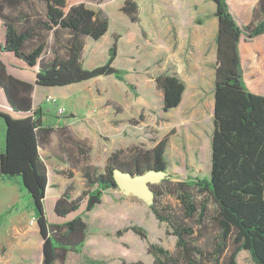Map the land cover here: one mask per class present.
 <instances>
[{
    "label": "trees",
    "instance_id": "trees-1",
    "mask_svg": "<svg viewBox=\"0 0 264 264\" xmlns=\"http://www.w3.org/2000/svg\"><path fill=\"white\" fill-rule=\"evenodd\" d=\"M41 1L42 13L30 0H0V117L6 123L0 176L22 178L39 213L43 264H57L66 261L68 252H77L85 245L88 227L83 215L102 202L105 191L118 188L114 170L134 175L152 170L168 172L167 139L153 149L134 146L113 153L106 173L99 174L90 164L87 141L76 140L66 128L42 127L39 112L33 110L35 86H66L107 75L121 78L122 71L113 66L117 37L106 64L92 70L83 67L84 39L100 40L109 30L107 18L99 17L85 0ZM212 1L219 32L211 176L175 181L168 173L160 190L152 187L155 196L169 194L180 204L176 209L161 206L155 199L150 207L156 219L167 224L169 234L177 238L174 250L149 244L153 264H238L242 251H247L255 264H264V78L256 77L253 66L264 67V0L258 1L245 28L234 18L227 0ZM8 9L20 16L7 14ZM121 11L133 23L140 21L135 0H125ZM58 31H66L68 39L56 38L51 47L53 58L47 61L46 35ZM156 82L164 92V111L178 107L184 83L169 75L159 76ZM53 133L62 145L72 144L79 156L75 163L82 165L87 189L76 200L71 199L72 188L55 200L46 198L48 170L39 149ZM194 190L206 194L207 199L198 202ZM210 200L216 207L213 214ZM208 230L216 232L212 249L199 243ZM126 231L148 239L147 232L137 226L117 234L122 236Z\"/></svg>",
    "mask_w": 264,
    "mask_h": 264
},
{
    "label": "crops",
    "instance_id": "crops-1",
    "mask_svg": "<svg viewBox=\"0 0 264 264\" xmlns=\"http://www.w3.org/2000/svg\"><path fill=\"white\" fill-rule=\"evenodd\" d=\"M124 15H117L119 22H109L106 38L114 31L112 27L116 23H133ZM215 20L203 27L195 23L172 25L164 22L161 13L155 11L152 18L143 21L142 28L139 22L133 23L137 25L138 36L131 37L132 40L115 32L108 46L99 48L96 43L87 46L91 40L88 37L82 63L85 55L94 61L102 55L108 61L117 37L118 50L113 66L122 71L121 78L107 75L66 86H35L33 110L39 112L42 127L66 128L76 140L87 141L91 147L90 164L99 174L106 173L108 159L113 153L141 142L148 144V150L153 149L163 139H167L165 157L169 174L182 173L194 166L200 168L189 171L205 172L201 167L211 171L218 66L216 12ZM173 29L180 31L177 38L171 33ZM189 29L190 32H184ZM99 66L94 63L90 70ZM253 66L257 70L256 77L264 78V67L257 63ZM161 75L175 76L185 86L180 105L167 112L164 111V92L156 82ZM47 96L54 97L57 102H46ZM60 108L65 110L63 116L59 115ZM74 149L72 144L62 145L56 133L39 149L48 170L47 200L65 195L69 188H72V200L86 191L82 165L75 163L79 156ZM5 150L6 125L1 124L0 154ZM18 177L0 176V210L6 208L7 214L16 211L20 215L18 221L11 220L14 223L7 235L14 236L17 242L14 264H23L26 260L43 264L44 239L38 224L39 213L30 201L18 204L17 201L29 195L22 178ZM135 201L136 197L124 195L119 188L105 191L102 202L83 216L88 227L85 245L89 243V230L102 228L103 219L125 222L134 215L136 208L141 206ZM4 215H1L0 228ZM34 218L37 223L31 224ZM69 256L70 252L64 264Z\"/></svg>",
    "mask_w": 264,
    "mask_h": 264
},
{
    "label": "rangeland",
    "instance_id": "rangeland-1",
    "mask_svg": "<svg viewBox=\"0 0 264 264\" xmlns=\"http://www.w3.org/2000/svg\"><path fill=\"white\" fill-rule=\"evenodd\" d=\"M86 5L94 10L96 14L101 18H107L109 22H119L117 15H124L121 8L124 5L125 0H85ZM139 4V15L140 21L139 26L142 28L143 21L147 18H152L155 11H159L162 15V20L164 22H169L172 25L179 23L187 24H198L203 27L205 23L216 22L215 12L216 5L212 0H135ZM259 0H227L230 10L238 22V24L245 28L252 21L253 10L256 7ZM35 8L42 13L44 10V4L41 0H30ZM7 14L13 17H19V12L6 11ZM151 13V14H150ZM124 17H126L124 15ZM17 19V18H16ZM129 20V18L127 19ZM152 20V19H151ZM130 21V20H129ZM110 35L106 38L103 36L100 40H94L91 38L87 42V46L90 44H95V46L101 48H106L110 43V38L115 32L121 33L124 38L132 40L131 37L137 38V25L133 23H116L113 27ZM190 32L191 30H185L184 32ZM178 30L173 29L171 33L175 34L177 38ZM47 43L48 47L44 53L45 60H51L53 58V51L51 50L52 45L56 43V38L60 37L61 41H66L68 39V33L66 31H58L57 34L54 32L47 33ZM103 39V40H102ZM88 37L84 39L85 44ZM63 50L61 54H63ZM103 65L107 63V60L103 58L102 55L97 57V59H89L86 55L84 58V68L91 69L92 64ZM264 90V89H263ZM263 91L261 92V94ZM51 108L55 107L53 105ZM0 123L6 125L5 120L0 117ZM0 124V125H1ZM139 149L148 150V144L141 142L136 145ZM2 150H4L2 148ZM200 168V167H198ZM197 166L187 167L188 171L182 173H170V176L174 178L175 181L187 180L189 178H209L211 176V171L207 167H201L205 172H191L189 170L198 169ZM212 169V167H211ZM16 181V178H14ZM17 179H21L18 177ZM13 181V183H15ZM162 182L152 185L155 190H160L162 188ZM29 194V193H28ZM26 194V195H28ZM193 194L198 202L202 203L207 199L206 194L199 193L198 190H194ZM161 206L174 207L178 209L180 207L179 201L169 194H164L162 196H155ZM141 204L139 208H136V213L128 217L125 222H120L118 220H107L103 219V227L94 230H89V243L80 248L77 252H70L69 261L67 264H123L126 262H144L146 264H153L154 259L148 254L149 244H160L164 248L169 250H174L177 242V238L169 234L170 229L166 224L159 222L151 212L150 206H147L144 201L138 200ZM19 200V199H18ZM30 201L32 203V197L29 194L27 197L21 198L18 204L22 202ZM19 206V205H18ZM208 206L213 214L215 211V205L210 200ZM5 208V207H3ZM8 208V207H7ZM18 208V207H17ZM3 217L2 227L0 228V259L4 264L6 261L8 264H14L16 258V247L17 242L14 236H7L11 232L12 224L11 220L18 221L20 215L16 211L7 214V209L0 210V220L1 215ZM86 214V213H85ZM84 214V215H85ZM83 215V216H84ZM132 226H137L143 228L148 235L147 240H143L140 236L135 234L133 231H126L122 236H118V231H124ZM117 228V229H116ZM215 230H208L204 232V237L200 240V245L206 249H212L215 244ZM7 237V238H6ZM6 239V241L2 240ZM88 242V241H87ZM238 264H255L251 258V255L247 251H242L237 257ZM23 264H32V260H26ZM58 264H64L59 262Z\"/></svg>",
    "mask_w": 264,
    "mask_h": 264
},
{
    "label": "water",
    "instance_id": "water-1",
    "mask_svg": "<svg viewBox=\"0 0 264 264\" xmlns=\"http://www.w3.org/2000/svg\"><path fill=\"white\" fill-rule=\"evenodd\" d=\"M113 177L118 188L126 196H134L145 202L146 205L152 206L155 200V193L152 185L158 184L168 178V172L165 171H148L144 174H132L116 169Z\"/></svg>",
    "mask_w": 264,
    "mask_h": 264
},
{
    "label": "built area",
    "instance_id": "built-area-1",
    "mask_svg": "<svg viewBox=\"0 0 264 264\" xmlns=\"http://www.w3.org/2000/svg\"><path fill=\"white\" fill-rule=\"evenodd\" d=\"M45 100H46V102L52 103V104H55L57 102L56 99L52 96H47ZM58 112H59V115H61V116H63L65 114V110L62 108L58 109ZM36 223H37V220L34 218L31 221V224H36Z\"/></svg>",
    "mask_w": 264,
    "mask_h": 264
},
{
    "label": "bare ground",
    "instance_id": "bare-ground-1",
    "mask_svg": "<svg viewBox=\"0 0 264 264\" xmlns=\"http://www.w3.org/2000/svg\"><path fill=\"white\" fill-rule=\"evenodd\" d=\"M203 144V143H202Z\"/></svg>",
    "mask_w": 264,
    "mask_h": 264
}]
</instances>
